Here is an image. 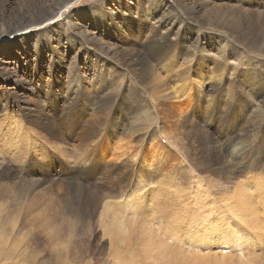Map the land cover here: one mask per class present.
I'll return each mask as SVG.
<instances>
[{
	"label": "rangeland",
	"instance_id": "rangeland-1",
	"mask_svg": "<svg viewBox=\"0 0 264 264\" xmlns=\"http://www.w3.org/2000/svg\"><path fill=\"white\" fill-rule=\"evenodd\" d=\"M153 41L168 47L150 58L160 82L145 87L137 53L164 47ZM200 73L210 76L180 109L179 87ZM99 96L109 105L87 102ZM113 124L129 142L105 159ZM235 136L223 160L208 163L211 149ZM154 137L165 150L161 171L142 158ZM263 147L264 0H0V264H114L120 250L134 254L145 243L143 227L132 234L118 214L138 228L186 231L174 194L197 179L219 199L252 189L263 211L255 180L264 175ZM167 180L166 194L158 182ZM86 199L96 207L84 215ZM172 238L164 237L179 245ZM258 254L251 258L264 264Z\"/></svg>",
	"mask_w": 264,
	"mask_h": 264
},
{
	"label": "bare ground",
	"instance_id": "bare-ground-1",
	"mask_svg": "<svg viewBox=\"0 0 264 264\" xmlns=\"http://www.w3.org/2000/svg\"><path fill=\"white\" fill-rule=\"evenodd\" d=\"M25 29H26V27L23 26L20 29H18V31H16V32L19 33V32H21L22 30H25ZM164 40H165L164 41L165 43L167 42L169 47L173 45V43L171 41H169V38H167V36L164 37ZM153 42L155 43V45L164 46V47H161L160 50L157 53L153 52V51H152L153 53H148L147 56H143L144 53L143 54L141 53V57H140V53L139 54L137 53L138 58H140V60L138 62L139 67H137V74L140 75V77H141V79L143 81H146L148 83V84H142L145 87H149L150 84L155 83L156 79H158V80L160 79V76L157 75V73L154 71L155 70L154 69V65H153L154 62H152L150 60V58L155 57V56H159V55L163 56L164 54L166 55L167 47H168V46L163 45V43L161 44V43H159L157 41H153ZM148 45H150V44H148ZM152 45H154V44H152ZM164 68L166 70H168V71L170 70V67L167 66V65H165ZM207 76H210V75L209 74L206 75V73H200L201 79H200L199 82H197V81L194 82L192 80L191 82L189 81L190 83H188L187 80H186V82L188 84L179 87L178 95H183L184 96V100L187 99V101L180 103V105H179L180 109L185 110L186 108H189V107L192 106V101L190 100V98L193 95V88H194V86H196V84L197 85L201 84V82H203L202 80L204 78H206ZM214 76H215V73L211 77H214ZM159 82H160V80H159ZM156 88L157 87H154V90ZM198 88H199V90H201V87H198ZM111 99L112 98H110V99L104 98L103 99V98H101L99 96V97H97L95 99L88 100L87 102L90 103V104L95 103V104H98V105L101 104V106L102 105L104 106V103L107 102L106 104H108L109 101H111ZM139 108L140 109H144L145 106L141 105ZM151 110H153V109H151ZM88 121H90V119ZM66 122L69 123V121H66ZM66 122L64 121L62 123H66ZM97 123H100V122H97ZM84 124H86V122ZM89 124H86V125H89ZM113 126L114 127H112V130H110V135L108 137V139L110 138V140L107 139V140L104 141L103 147H105L107 149L102 148V151H103L102 152V156L105 159H107L112 153H114L116 151L117 152H120V151L123 152L124 149L127 147L126 144L129 142L127 140H124L125 136L122 137L119 134V132H118L119 129L117 128L118 125L117 124L116 125L113 124ZM48 127L50 128V125L47 126V129H48ZM97 129L98 128H96V130ZM100 130H98V131H100ZM48 131L51 133L52 136L55 137V136L58 135V137H59V134H58L59 132L57 130L55 131L53 129V127L51 128V130H48ZM59 131H60V129H59ZM60 133H62V132H60ZM96 135H98V134H96ZM150 135H152V134H149V136ZM157 138L154 137V139L151 140V143L147 147L146 153H144L142 155V158H143L144 161H146V163L148 165H154L156 169L161 171L160 167L162 166V164L164 162V161H162V163H161V159L163 157L162 154L165 153V150L163 148V145L160 143L159 139H157ZM208 139L210 140L209 143H211V144L218 141L216 139L213 140L214 138L212 139L210 137ZM32 140H34V139H32ZM36 141H37V139H36ZM113 141L115 142V145H112ZM235 142H237L236 136L234 138L229 139V140L227 139L226 144L223 145L222 147L221 146L217 147L215 145L216 148L214 147L213 149H211L215 153V154H213L215 156V158L214 159L212 157L208 158V161H209L208 163H211L212 161L217 162L218 159L221 160L222 157H224V155L226 154V152L228 150L227 148H229V147L231 148V146H233ZM34 146L37 147L36 145H34ZM261 147H262V145H261ZM263 149H264V147H263ZM161 155H162V157H161ZM158 157H160V158H158ZM230 165H229V167H230ZM190 167H192V166H190ZM263 176H261V177H263ZM261 177L260 176L256 177L255 180H257L260 183V185L256 183L257 184V188H258V194L257 195L259 197V200H261V202L263 203L264 202V179L261 178ZM201 181H202L201 179H197V184L193 188L183 190L182 193L179 194V195L178 194H174V198L177 199V211H176L177 213L174 212L175 213V217H176V215L177 216L180 215V216H185L187 218L186 219L187 222H186V224H184V225H186V231L183 229L185 226L183 227L182 225H180L181 223L178 224V226L180 225L179 229L180 228L182 229V230L180 229L181 231L179 230L180 232H178V230L175 231L173 229V227L168 225L169 223H167L166 226L163 225V226L159 227V228H161V231L158 230V229L157 230H152V229L149 230L150 226H149V228H146L147 225H146V227H144V224H142L138 228L137 225L134 226L133 223H132V221H134V219H136V218H133V217L128 215L126 217V220H124L122 218H124L125 215L118 214L119 215V219L121 221L120 222L121 226L122 227H127L128 226L129 227L128 230L131 231V229H132V234H135L138 229L143 227L141 230H138L139 232L137 234L139 235V233H140V237L143 238L142 240H144L145 243L142 242V244H143V246H142V244L140 243L141 239H139L140 242L137 240L141 244V248H138L139 245H137V248L139 250L136 253H134V254L130 251L129 247L127 249H125L124 251L120 250L121 253L119 252L120 253L119 257H117L118 259L116 258L118 260V262H114V264H238V263L241 264L240 261L237 263L236 259L237 260L238 259H240V260L241 259H245L247 261V263L245 261L246 264H255V258H251V257H252V255L255 256L256 252H258L259 253L258 255H261V258H262L263 255H264V210L263 211H261V210L259 211V208H256V207L253 206L252 198H254V197H252V194H253L251 192L252 189L251 190L250 189L247 190L245 188L244 191L242 190V188L241 189H236L237 192H236V194L234 193L233 196H230L229 198H226V199H223V198L219 199L217 196H215L211 192V190L208 188V186L205 187L206 184H203ZM158 184L162 185L161 189H162V191L164 190L163 192H165V190H166V192H165L166 194H167V189L169 190L171 188L168 180L165 181V182H162V184H160L158 182ZM253 186H254V188H256L255 185H253ZM77 188L82 193V190H84L83 188H85V187L83 185H80ZM158 188H160V187H158ZM184 191H185V193H184ZM255 192H256V189H255ZM159 193H161V192H159ZM161 194L163 195V193H161ZM89 198H91V196ZM163 198H165V197H163ZM184 200L186 202L185 204L183 203ZM167 202H169V201H167ZM95 204L96 203H94V201L92 199H86L85 201H83V203L81 204L80 208L83 211L84 215H85V212L87 210L91 211L92 209H94L96 207ZM132 204L133 203L126 204V207L129 208L131 206V208L132 207L134 208V207H137L136 204H138V203H136L134 206H132ZM142 205H144V204H142ZM161 205H163V204H161ZM165 205H167V204H165ZM194 206H197L196 209L194 208ZM263 207H264V203H263ZM74 209H75V207H74ZM161 209H162V207H161ZM107 211H108V209H107ZM159 211H156V212L159 213ZM165 211H166V209H165ZM261 212H263V214ZM170 213H172V212H170ZM171 215L169 217L170 219L175 218L174 214H173L172 218H171ZM164 216L166 217V215H164ZM167 217H166V219H167ZM149 219H146V220H149ZM113 220H115V219H113ZM238 221L242 222L244 224L242 229L239 228L240 225H239ZM117 222H119V221H117ZM140 223H141V221H140ZM158 226H159V224H158ZM175 226H174V228H175ZM117 227H118V225H117ZM119 227H120V225H119ZM122 227H120V228H122ZM176 229H177V227H176ZM133 231H134V233H133ZM118 233H120V230L118 231ZM127 234H128V231L126 230V233L123 234L124 239L128 238ZM162 234L164 235L163 237L161 236ZM165 235H167V237H173L174 240L176 238L175 243L179 242V245L177 243L176 244H171V242L169 244L167 242V240L164 239ZM114 237H116V236L114 235ZM129 237L131 238V236H129ZM0 238H1V241L6 243L5 239H4V236H2L1 234H0ZM131 239H133V238H131ZM129 241H130V239H129ZM11 244H12V249L17 250L16 249L17 248V243L14 241ZM228 246L230 248H232V249L234 248V251H231V249L228 248ZM220 248H222L224 251H222ZM218 249H219V251H217ZM135 251H133V252H135ZM113 252H115V251L113 250ZM115 253H118V252H115ZM116 255L118 256V254H116ZM112 258L115 259V257H112ZM242 263H243V261H242ZM58 264H74V263H71L69 261H65L64 260V261H60Z\"/></svg>",
	"mask_w": 264,
	"mask_h": 264
},
{
	"label": "water",
	"instance_id": "water-1",
	"mask_svg": "<svg viewBox=\"0 0 264 264\" xmlns=\"http://www.w3.org/2000/svg\"><path fill=\"white\" fill-rule=\"evenodd\" d=\"M99 132H97V134H98Z\"/></svg>",
	"mask_w": 264,
	"mask_h": 264
}]
</instances>
